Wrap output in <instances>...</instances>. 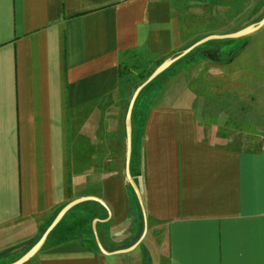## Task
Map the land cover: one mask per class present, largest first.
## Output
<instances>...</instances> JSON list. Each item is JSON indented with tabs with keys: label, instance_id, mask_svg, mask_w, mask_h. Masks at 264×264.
Segmentation results:
<instances>
[{
	"label": "crops",
	"instance_id": "obj_1",
	"mask_svg": "<svg viewBox=\"0 0 264 264\" xmlns=\"http://www.w3.org/2000/svg\"><path fill=\"white\" fill-rule=\"evenodd\" d=\"M185 44L174 0H0V252L93 197L105 206L73 208L26 264H264L256 126L232 142L182 95L137 100L130 170L144 210L127 180L122 63Z\"/></svg>",
	"mask_w": 264,
	"mask_h": 264
},
{
	"label": "rangeland",
	"instance_id": "obj_2",
	"mask_svg": "<svg viewBox=\"0 0 264 264\" xmlns=\"http://www.w3.org/2000/svg\"><path fill=\"white\" fill-rule=\"evenodd\" d=\"M174 2L178 6L186 44L171 58L178 56L203 37L233 34L257 25L264 18V0ZM234 49L241 50V54L231 62L219 63L201 59L204 52L214 53L208 56L212 60L219 53L225 59L222 54L228 55ZM166 60L168 58L157 61L128 56L122 63L123 78L118 91L117 98L120 102L117 106L120 109V126L124 130L121 154L123 164L127 147L125 116L129 103L136 89ZM158 90L160 92L155 102L159 98L161 102L165 97V104L176 106V97L181 95L182 99L177 103L182 102L183 98L188 105L193 102L200 116L206 113L204 116L208 117L207 126L214 130V136L234 142L240 132L237 129L244 127L247 130L251 125L256 126L257 132L264 135V26L257 32L238 39H216L194 49L147 86L139 102L150 100ZM102 123L105 127L106 119ZM123 171L125 172L124 168ZM132 200H135L133 196ZM37 241L38 238L25 246L19 240V244L15 241L6 246L0 252V264H11L19 260Z\"/></svg>",
	"mask_w": 264,
	"mask_h": 264
},
{
	"label": "water",
	"instance_id": "obj_3",
	"mask_svg": "<svg viewBox=\"0 0 264 264\" xmlns=\"http://www.w3.org/2000/svg\"><path fill=\"white\" fill-rule=\"evenodd\" d=\"M263 26H264V18L257 25L249 26L245 29H242V30L236 32V33L228 34V35H224V36H210V37H207L203 40H200L199 42L195 43L194 45L190 46L188 49L183 51L178 56L164 61L161 65H159L155 69V71L148 77V79L145 82H143V84H141L136 89V91L133 94L132 99L129 103L127 113H126V119H125V128H126V135H127L126 177H127L129 184L131 185L132 189L134 190L135 194L137 195L143 210H144V206L142 203L141 193H140L138 185L136 184L135 180L132 177L131 170H130V162H131V156H132V133H133L132 117H133V112H134L136 102H137L140 94L153 81H155L158 77H160L163 73H165L168 69H170L174 64H176L178 61H180L181 59L186 57L188 54H190L194 49L198 48L199 46H201V45H203L209 41L216 40V39H221V40L238 39V38H241V37H244V36H247L249 34L257 32ZM88 201H97L100 204H102L103 206H105L103 201H101L97 198H93V197H85V198H80V199L72 201L71 203H69L67 206H65L60 211V213L56 216L54 221L46 229V231L43 233L41 238L36 242V244L23 257H21L19 260L15 261L11 264H26L27 262H29L33 257H35L40 252V250L43 248L44 244L46 243L48 237L55 230V228L60 224V222L64 219L66 214L68 212H70L73 208L77 207L78 205L85 203V202H88ZM97 222H98V220H95L93 225L95 226ZM97 242H98V246H99L100 250L104 253H107L105 251V249L103 248V246H102V244L98 238H97Z\"/></svg>",
	"mask_w": 264,
	"mask_h": 264
},
{
	"label": "trees",
	"instance_id": "obj_4",
	"mask_svg": "<svg viewBox=\"0 0 264 264\" xmlns=\"http://www.w3.org/2000/svg\"><path fill=\"white\" fill-rule=\"evenodd\" d=\"M241 54V50L240 51H238L237 49H234L230 54H226V55H224V57H225V59H221V60H219V63H227V62H231V61H233L236 57H238L239 55ZM120 77L122 78L123 77V71L121 70L120 71ZM143 79H145V77L143 78ZM147 88V87H146ZM145 90V89H144ZM143 90V91H144ZM161 90V89H160ZM160 90H158L157 91V93L155 94V95H158L159 94V92H160ZM143 91H142V93H143ZM142 93L140 94V96H139V98L141 97V95H142ZM154 95V96H155ZM139 98H138V100H139ZM89 204H91V205H93V206H97L98 208H101L102 210H103V212H104V209L98 204V203H94V202H90ZM38 240H39V238H38Z\"/></svg>",
	"mask_w": 264,
	"mask_h": 264
}]
</instances>
